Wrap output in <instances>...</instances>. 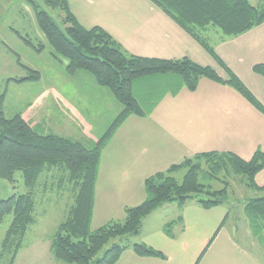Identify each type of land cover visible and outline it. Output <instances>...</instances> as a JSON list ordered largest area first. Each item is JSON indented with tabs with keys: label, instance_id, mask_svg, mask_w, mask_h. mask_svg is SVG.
I'll list each match as a JSON object with an SVG mask.
<instances>
[{
	"label": "trees",
	"instance_id": "16d2710c",
	"mask_svg": "<svg viewBox=\"0 0 264 264\" xmlns=\"http://www.w3.org/2000/svg\"><path fill=\"white\" fill-rule=\"evenodd\" d=\"M149 1L196 41L227 77L220 76L211 66L197 64L187 57L160 59L129 54L101 27H82L70 12L68 0H43L46 9L57 12L56 19L28 0L38 29L51 46L54 56L67 61L66 71L71 75L79 70L90 73L99 87L110 91L120 104L121 111L93 147L88 148L65 137L39 134L21 114L6 118L3 107L5 95L0 94V180L11 184L14 190L7 199H0V225L6 216H10L0 244V264H14L28 230L36 222L37 193L42 190L41 194H45L53 190L54 187L48 184L56 181L59 189L65 186L72 198L63 221L50 236V255L63 264H115L127 249L140 257L165 259L161 251L143 242L129 244L128 239L137 236L143 220L165 204L176 203L179 209L188 204L203 209L225 204L233 179L254 193L245 199L242 209L249 230L253 235L264 232V185L255 183L256 174L264 168V152L260 149L255 150L248 160L233 152L217 151L186 157L166 170L145 178L144 200L127 207L123 221L112 220L94 230L90 227L102 150L129 116H147L161 100H151L145 111L134 93L133 83L137 79L162 76L166 85L165 94L178 93L182 88L195 91L200 79H210L228 85L264 115V103L259 102L221 60L209 41L214 33L220 36V41H224L264 23V0H259L257 6L247 0ZM30 41L25 40L33 47ZM29 71L27 77L13 80L38 81L39 73ZM252 71L261 76L264 95V63L253 65ZM178 172H183L180 180L175 177ZM16 173L21 176V193L15 191ZM216 184H222V187L215 189ZM227 216L223 217L208 244ZM181 220L179 217L178 221ZM173 223L163 227L168 237H173ZM117 238L121 240L112 243L101 257H96L104 245Z\"/></svg>",
	"mask_w": 264,
	"mask_h": 264
},
{
	"label": "crops",
	"instance_id": "0c3cea01",
	"mask_svg": "<svg viewBox=\"0 0 264 264\" xmlns=\"http://www.w3.org/2000/svg\"><path fill=\"white\" fill-rule=\"evenodd\" d=\"M68 6L82 27H101L129 54L160 59L187 57L197 64L201 59L205 60V64L200 65L213 66L216 71L221 69L214 60L215 63L205 56L206 52L196 41L149 0H68ZM212 39L221 60L247 85L256 99L264 103L263 81L261 90L258 86L255 89L256 93L244 81V76L249 75L253 65L264 63V23L224 41H220L217 33L213 34ZM72 77L73 83L50 87L49 97L43 94L36 99L34 109H41L40 116L36 117L35 110L21 115L39 134L58 135L84 146L94 142V145L121 111V106L114 102L109 91L100 88L94 78L83 70L76 71ZM202 84L216 90L201 92L200 96L205 101H201L199 113L193 114L194 110H198L194 108L195 98L191 100L194 95L188 97L189 102H186L184 97L189 94L182 90L177 96L169 98L174 102L183 99L184 105L189 104V109L185 111L189 116L181 115L184 126L178 127L168 118L153 120L156 119L159 104H163L160 101L149 115H131L117 129L100 156L91 222L97 212L103 216L110 212L117 218H123L127 207L144 200L145 178L166 170L186 157L216 149L233 152L248 160L255 150L264 152V115L247 101L243 102L238 94L219 89L231 88L228 85L213 86L216 82L211 81ZM197 92L196 89L191 94L198 96ZM209 98L211 104L208 103ZM212 104L223 106L222 109L226 106L229 116L234 111L237 114L227 120L204 115L203 112ZM173 106L166 111L171 112ZM146 121H152L154 125ZM226 138L231 139V144L224 142ZM155 140L159 141L160 150L155 148ZM255 183L264 185V168L256 174ZM200 227L204 229L203 225ZM206 230H203L204 236ZM166 237L174 239V236ZM49 245L50 237L44 236L34 247L23 246L14 264L55 263ZM115 264H167V260L140 257L127 249Z\"/></svg>",
	"mask_w": 264,
	"mask_h": 264
},
{
	"label": "rangeland",
	"instance_id": "374dc122",
	"mask_svg": "<svg viewBox=\"0 0 264 264\" xmlns=\"http://www.w3.org/2000/svg\"><path fill=\"white\" fill-rule=\"evenodd\" d=\"M32 1L41 8L47 10L50 15L56 19L57 12L46 9L43 5V0ZM247 1L253 6H257L259 2V0ZM57 20L59 21L58 18ZM25 40H31L30 42H32L31 44L33 47L27 45ZM209 41L213 43L212 37ZM204 52L206 51L204 50ZM205 56L211 58L207 52ZM210 60L214 62L212 58ZM197 62L205 64V60L200 59ZM66 66L67 61L61 57L56 58L54 56L51 46L38 29L33 9L28 0H0V94L5 95L3 106L5 117L10 119L17 114L23 115L29 110H35L34 104L36 99L43 94H48L49 97V93H51L49 90L50 87L73 83V77L66 71ZM29 70L39 73L40 78L38 81L15 82L13 80L27 77L30 74ZM84 72L93 78L90 73ZM217 72L220 76L227 77L222 69H217ZM244 77H246L244 81L248 83L254 91L257 89V86L261 90L262 78L260 75L250 71L249 75L246 74ZM163 79L162 76L137 79L133 83L135 96L145 111L149 107L151 100L156 98L161 99V103L163 101V104H159L156 111V119L153 120L162 121L164 118H168L169 122L172 120L171 122L175 123L178 127L184 126L183 117L181 115L183 113V116H189V113L185 112L189 109V104L184 105L183 103L185 102H183V99L175 100V102L174 100H169V98L175 96L177 92L174 94H169V92H167L165 94L166 85ZM205 81L210 82L211 80L206 78L200 79L196 88L198 90V96L191 94L196 90L188 91L185 88L180 90L189 94L184 97L186 102H189L187 99L188 97L194 95L191 100L195 98L194 101H196V104L194 108L196 107L198 110H194L193 114L201 111V101H205V99L200 96L202 94L201 92L216 90V88H208L212 86L202 84V82ZM217 84L219 83L213 86ZM100 88L109 91L107 88ZM219 89L238 94L231 88L223 89L219 87ZM253 95L255 96L254 93ZM240 98L243 102H246L241 96ZM208 100V103L211 104V99L209 98ZM114 102L118 104L115 99ZM172 104H174V106ZM169 106H173L171 112H168ZM221 107L212 104L203 114L223 120H227L237 114L235 111H230L231 115L229 116L226 113L227 107L225 106V109ZM40 110V108L35 110L34 114L36 117L40 116ZM146 122L150 125H154L152 121ZM236 126L237 124L235 127ZM224 142L231 144L232 141L230 138H226ZM93 143L94 142L88 144L86 147H93ZM154 144L156 149H161L158 140H155ZM212 150L216 151V149ZM182 175L183 172H178L175 174V177L180 180ZM15 176L17 179L15 191L21 193L23 192V185L21 183L20 173H16ZM236 181L235 179L231 181V192L227 197L226 203L220 206L203 209L195 204H188L184 209L182 207L183 210L181 209V211L176 203L165 204L143 220L140 233L137 236L130 237L128 243L143 242L161 251L167 260V264H260L262 263L261 261L264 262V232L253 235L249 230L246 217L242 210L245 199L253 196L254 193L251 190L245 189V187L238 184ZM48 185L53 186V190H48L45 194H41L42 190H40L36 195V222L35 225L30 227L26 234L24 240L25 247H34L42 237H50L58 224L63 221L65 211L72 202V198L65 186L59 189L57 181L54 184H50L49 182ZM221 187L222 184L214 185L215 189ZM13 193L14 190L12 185L0 180V199H7ZM226 214H228V216L222 227L218 230L212 242L208 244ZM104 215L105 216L101 215L99 212L96 213V218L90 223L92 230L109 221H123L124 219V217L117 218L114 216L115 214H111L110 212ZM179 217H181V221H178ZM201 221L202 224H200ZM9 222L10 216H6L0 225V244ZM171 222H174L171 228L174 239L169 240L166 235H164L163 227L165 224ZM201 225L204 226V229L200 227ZM203 230H206L205 236L203 235ZM120 240L119 238L110 240L97 253L96 257H101L103 252L109 248L112 243ZM122 241L125 242V238H122ZM207 244L209 246H207ZM234 245H236L239 250H237ZM205 247V251L200 259L197 260ZM52 262L47 261L45 264H63L57 261H54L55 263ZM34 263L35 262H32V264ZM27 264H30V262Z\"/></svg>",
	"mask_w": 264,
	"mask_h": 264
}]
</instances>
